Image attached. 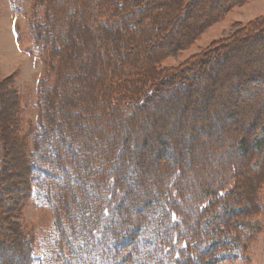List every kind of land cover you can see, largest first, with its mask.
<instances>
[{
    "label": "trees",
    "instance_id": "obj_1",
    "mask_svg": "<svg viewBox=\"0 0 264 264\" xmlns=\"http://www.w3.org/2000/svg\"><path fill=\"white\" fill-rule=\"evenodd\" d=\"M203 1L170 0L172 8L165 9L169 2L162 0H35L43 12L37 10L33 16L32 34L37 46L47 53L49 68L38 87L39 118L33 131H27L32 136L31 149L26 157L22 155L26 163L21 179L25 180L24 196L49 204L56 214V238L42 255V264L54 260L57 264H220L235 259L226 256V245L208 244L225 235L241 240L244 228L237 221L245 218V212L249 216L256 207L262 208L257 197L254 201L238 193L235 197L238 180L234 188L214 189L215 195L203 191L201 178L178 183L174 179L180 162L162 149L159 160L164 172L157 182L136 185L134 181L141 168L136 146L141 142L144 149L145 145L142 131L136 128L141 122L146 127L153 124L151 118L158 116L155 113L162 102L158 94L177 84L171 89L173 94H182L178 90L183 89L191 98L197 93L193 80L210 74L217 61L228 57L226 51L238 52L244 45L264 50L262 16L179 66L162 68L161 60L189 45L205 27L245 0H224L220 6L212 3L208 14L184 25L186 14ZM162 48L171 53L155 58L154 52ZM75 63L79 64L76 78L69 75ZM256 70L236 80L238 84L245 79L237 85L239 93L241 88L254 93V82L264 83V73ZM91 72L90 93L79 77ZM65 81L70 85L64 89ZM202 93L206 101L219 94L207 86ZM97 97L99 103H95ZM74 100L80 108L74 106ZM22 145L25 149L24 139ZM90 145L98 146L100 153L91 151ZM237 157L229 165L240 169L239 162L246 160L249 172L261 171V164L251 166L253 159ZM130 169L129 179L122 173ZM111 173L115 178L109 182L106 176ZM127 179L132 180L128 181L131 189L125 186ZM191 184H198L199 191L192 192ZM132 195L140 201L129 211L127 200ZM222 200L232 201V208H241L221 217L219 224L212 226L213 232L205 235L200 229L202 218L215 211ZM149 212L152 214L146 215ZM24 238L28 244L24 255L32 264L33 247ZM7 250L0 241V262Z\"/></svg>",
    "mask_w": 264,
    "mask_h": 264
},
{
    "label": "rangeland",
    "instance_id": "obj_2",
    "mask_svg": "<svg viewBox=\"0 0 264 264\" xmlns=\"http://www.w3.org/2000/svg\"><path fill=\"white\" fill-rule=\"evenodd\" d=\"M162 1L169 2L164 6L165 9L172 8L174 4L170 0ZM212 3L220 6L224 4V0H204L202 4H196L186 14L184 25H191L196 16L208 14ZM37 10L43 12V8H38L35 0H0V84L5 82L0 90V241L1 245L8 247L0 264H3V260L4 264H31L24 255V245L27 243L22 238L25 236L26 242L33 247L32 264H42V255L49 250L56 238V214L49 204L27 199L23 194L25 180L21 179L26 163L22 155L26 157L31 149L32 136L28 132L33 131L39 118L38 87L49 68L47 53L37 46L32 34V20ZM262 16L264 0H245L205 27L189 45L169 54L159 64L162 68L177 67L196 53L206 51L214 41L232 37L240 27ZM230 52L226 51L228 57L216 62L210 74L193 80L197 93L191 98H188L190 95L185 94L183 89L178 90L182 94H173L171 89L177 84L158 94L163 103H159L155 113L158 116L151 118L153 124L146 127L141 122L136 128L142 131L140 137L145 139V145L144 149L141 142L136 146L141 168L135 169L138 175H135L134 181L136 185L141 184V181H147L148 184L157 182L159 174L163 175L164 172L159 160L162 149L169 150L175 156L176 162H180L181 167L177 169L178 175L174 179L178 183H182L183 179L194 181L201 178L205 185L202 187L203 191L208 195H215V190L234 188L235 181L238 180L240 186L234 191L235 197L237 198V193L244 199L253 197V201L257 197L262 208L256 207L255 212L250 211L249 216L245 212V218L237 221L244 228L241 240L225 235L211 239L208 245H226V256L235 258L226 259L220 264H264V161H259L264 158V83L254 82L251 86L254 93L243 88L242 93H239L240 87L237 85H242L245 79L236 83V80L248 76L251 70L257 72L256 68L264 73V50L262 52L257 47L244 45L238 52ZM168 53L171 52L162 48L156 50L153 56L156 58ZM78 70L79 64L75 63L69 75H75L76 78L79 76ZM120 74L118 69L117 75ZM52 78L55 79L54 74ZM93 82L92 72L89 76L79 77V83L88 88L90 93ZM232 82L236 84L233 86ZM69 85L70 82L65 81L64 89ZM206 86L219 94L214 93V97L203 100L202 92ZM113 96L116 97L115 94ZM99 101L97 97L95 103ZM73 102L76 108L81 107L75 100ZM162 107L164 110L160 111ZM166 110L170 112L168 115ZM23 139L25 149L22 145ZM132 145L134 144L131 147ZM97 147L90 145L89 149L100 153L101 150ZM237 154L253 159L250 161L252 167L261 164V171L259 168L255 173L249 172V162L246 163V160L239 162L240 169L236 165H229L230 162L238 160ZM166 168L171 170L169 166ZM132 170H126L122 175H127L130 179L132 174L129 173ZM239 172L241 177L238 176ZM106 177L110 182L115 174L111 173ZM129 179L125 183L127 188L131 184L128 181L132 182ZM191 185L194 187L192 192L199 191L198 184ZM242 188V192H239ZM135 201L140 200L133 195L128 198L129 211L134 209ZM232 205V201L222 200L215 211L202 218L201 231L205 235L211 234L214 230L212 226L218 225L221 217L237 207L241 208L235 204L232 208ZM215 255L213 253L212 256ZM55 261L58 260L52 261V264H57Z\"/></svg>",
    "mask_w": 264,
    "mask_h": 264
},
{
    "label": "bare ground",
    "instance_id": "obj_3",
    "mask_svg": "<svg viewBox=\"0 0 264 264\" xmlns=\"http://www.w3.org/2000/svg\"><path fill=\"white\" fill-rule=\"evenodd\" d=\"M252 192V191H251Z\"/></svg>",
    "mask_w": 264,
    "mask_h": 264
}]
</instances>
